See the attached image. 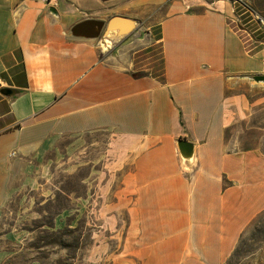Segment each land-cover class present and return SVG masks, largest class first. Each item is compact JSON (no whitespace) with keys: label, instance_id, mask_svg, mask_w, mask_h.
I'll return each instance as SVG.
<instances>
[{"label":"crops","instance_id":"1","mask_svg":"<svg viewBox=\"0 0 264 264\" xmlns=\"http://www.w3.org/2000/svg\"><path fill=\"white\" fill-rule=\"evenodd\" d=\"M237 7L0 0V89L18 90L0 92V221L16 194L46 195L44 205L66 174L82 195L61 191L68 203L52 224L82 216L78 264H226L264 210V150L227 137L250 108L246 85L229 77L264 73V28ZM114 15L138 20L142 35L102 52L70 33ZM19 251L0 247V264H17Z\"/></svg>","mask_w":264,"mask_h":264},{"label":"rangeland","instance_id":"2","mask_svg":"<svg viewBox=\"0 0 264 264\" xmlns=\"http://www.w3.org/2000/svg\"><path fill=\"white\" fill-rule=\"evenodd\" d=\"M229 1L235 2L239 12L244 11L245 8L248 10L243 15L244 20L242 22H246L250 18L249 11L259 15L264 20V0ZM248 24H251V27L256 26L254 21L248 22ZM237 83L246 85L250 108L247 110L246 117L227 131V137H233L241 149L257 147L263 152L264 86L251 85L244 81ZM79 179L66 174H61L55 178V183L58 181L57 187L60 190L56 189L54 193H50L49 197L53 196L52 199L38 207L36 206L37 203L46 198V195L45 197L40 195L34 197V194L30 192L28 194L20 193L16 194L9 202L0 221V235L11 230L13 237L11 240L0 239V247L5 246L13 251L21 250L16 252L17 255H21L15 260L17 264L35 258L37 254L43 257L41 260L45 264H50L53 261H58L60 264H72L73 260H76V264H78V261L81 260L83 246L87 243L82 237L84 232L82 216L77 223L52 224L53 215L67 206L68 198L65 194L67 191L75 189L77 194L82 195V184ZM63 190L65 193L61 192ZM29 207L32 208V215H26L29 212H25V210ZM36 211L41 214V217L38 219L31 218V216L36 215ZM64 212L66 211L64 210ZM29 232H32V235H29ZM14 236L15 239H13ZM78 248L80 251H77ZM226 264H264V210L245 229Z\"/></svg>","mask_w":264,"mask_h":264},{"label":"water","instance_id":"3","mask_svg":"<svg viewBox=\"0 0 264 264\" xmlns=\"http://www.w3.org/2000/svg\"><path fill=\"white\" fill-rule=\"evenodd\" d=\"M55 10L54 7L49 8L52 13H56ZM70 33L76 37L82 35L80 37L96 39L100 50L107 52L121 44L131 42L134 38L140 37L142 29L138 20L114 15L106 21L94 18L84 19L74 24L70 28ZM229 79L236 82L244 81L251 85L264 86V73L232 75ZM17 91L9 87L0 89V92L5 95L14 94ZM180 144L186 151L191 152V143L181 139Z\"/></svg>","mask_w":264,"mask_h":264},{"label":"built area","instance_id":"4","mask_svg":"<svg viewBox=\"0 0 264 264\" xmlns=\"http://www.w3.org/2000/svg\"><path fill=\"white\" fill-rule=\"evenodd\" d=\"M45 1L52 2V0H45ZM242 7H244V6H242ZM245 10H246V8H245ZM246 11H248V10H246ZM249 14L252 16V19L258 24L259 28H261V27L264 28V20L262 17H260L257 14L252 13L251 11H249Z\"/></svg>","mask_w":264,"mask_h":264}]
</instances>
